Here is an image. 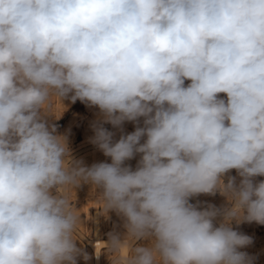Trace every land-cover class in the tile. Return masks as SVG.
<instances>
[{"label": "clouds", "instance_id": "obj_1", "mask_svg": "<svg viewBox=\"0 0 264 264\" xmlns=\"http://www.w3.org/2000/svg\"><path fill=\"white\" fill-rule=\"evenodd\" d=\"M54 98L99 110L110 162L72 157ZM258 177L264 0H0V264L87 261L82 184L123 219L110 264H255L233 224L264 225Z\"/></svg>", "mask_w": 264, "mask_h": 264}, {"label": "rangeland", "instance_id": "obj_2", "mask_svg": "<svg viewBox=\"0 0 264 264\" xmlns=\"http://www.w3.org/2000/svg\"><path fill=\"white\" fill-rule=\"evenodd\" d=\"M185 83L187 84L188 81ZM98 111L97 108H89L79 100L71 103L70 100L65 99L62 103L55 98L50 109L52 116L51 122L56 125L59 133L67 134L68 136V146L72 157L77 160H82L87 166L101 161L110 162L109 158L105 157L101 151L89 142V138L94 135L91 124L97 118ZM105 127L113 130L111 125H105ZM124 127L127 132L134 130L132 123H126ZM118 136L119 133H117V138ZM128 163L134 167L136 159ZM230 174L235 176V170H232ZM257 179H264V177H258ZM98 193L99 190H96V193H94L90 185L82 184L71 194L74 205L81 216V223L76 233V238L78 239L76 243L89 256L87 261L79 258L78 264H94V247L92 241L96 232L104 239H108L109 233L115 232L123 234L125 231L122 217L118 216L114 211H109L108 213L103 211L102 206L97 200ZM196 199L214 204L217 207L225 203L224 197L219 193L214 196L201 195ZM233 227L252 237L253 243L241 250L254 256L256 258L255 264H264V225L255 222H245L240 225L233 224ZM104 248H102V264H110Z\"/></svg>", "mask_w": 264, "mask_h": 264}, {"label": "bare ground", "instance_id": "obj_3", "mask_svg": "<svg viewBox=\"0 0 264 264\" xmlns=\"http://www.w3.org/2000/svg\"><path fill=\"white\" fill-rule=\"evenodd\" d=\"M107 240L108 239H104L103 237H101V235L98 232H96L92 241L94 247V264H102V248L105 247L104 242H107ZM96 251L101 252V254L98 257L96 255Z\"/></svg>", "mask_w": 264, "mask_h": 264}]
</instances>
